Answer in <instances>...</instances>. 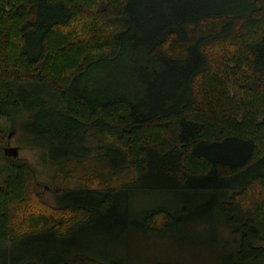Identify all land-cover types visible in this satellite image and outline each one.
<instances>
[{"label":"trees","instance_id":"obj_1","mask_svg":"<svg viewBox=\"0 0 264 264\" xmlns=\"http://www.w3.org/2000/svg\"><path fill=\"white\" fill-rule=\"evenodd\" d=\"M169 8L158 20L133 0H0V115L21 117L18 143L43 147L54 179L76 183L58 206L42 200L35 168L10 154L0 129V264H113L42 245L65 243L94 213L112 222L109 206L132 188L230 181L215 207L239 235L233 264L264 259V0ZM140 32L152 76L127 52ZM123 55L145 71L137 85L94 86L92 73ZM167 69L162 89L148 83ZM179 216L152 208L137 223L164 229Z\"/></svg>","mask_w":264,"mask_h":264},{"label":"rangeland","instance_id":"obj_2","mask_svg":"<svg viewBox=\"0 0 264 264\" xmlns=\"http://www.w3.org/2000/svg\"><path fill=\"white\" fill-rule=\"evenodd\" d=\"M165 1L170 4L169 11L176 14L189 4L194 5V10L215 9L226 7L227 3L234 0H133V4L138 14H143L147 9H154L156 18L160 20L162 17L157 10ZM142 35L140 32L131 37L132 39L129 37L131 40L128 42L127 52L141 60V65L148 64L146 71L152 76L157 64L148 63L145 60L148 57L144 52L145 37ZM130 49L133 51H129ZM126 61L127 58L125 59L123 55L117 64L112 62L105 64L102 69L90 76L93 80L92 84L121 91V79L126 78L125 81L130 82L131 87H135L136 80L139 82V78L145 71L143 70L141 75L140 64L130 65ZM169 71L170 69L160 70V78L153 77L148 80V83H153L155 87L162 89L163 81L170 82ZM20 120L21 117L9 118L0 115L1 133H11L6 144L15 147L10 154L32 164L38 181L35 187L39 190L40 198L52 206H58L59 192L65 187H74L76 183L75 181L60 183L58 179H54L55 164L49 159L43 147L18 143L17 127L20 125ZM98 169L105 171L103 168ZM228 183L232 186L238 184L234 181ZM232 186L204 188L200 189L201 191H195L193 188L178 190L132 188L117 195L114 200L115 205L109 206L107 216L112 222L109 223L106 217L94 213L91 220H81L74 225L72 235L66 239L65 243L55 245L53 239H48L42 246H53L52 248L67 251L68 254L76 250H88L103 260L110 259L108 261L113 264H155L157 262L233 264L236 258L232 251L236 249L239 235L227 223L224 213L215 207L220 195L225 198L233 190ZM88 197L90 200L94 199L93 194ZM183 207H186V211L181 212ZM152 208H163L174 215L178 214L180 220L169 224L164 229H146L137 222L146 209ZM255 263L264 264V259L261 263L259 260Z\"/></svg>","mask_w":264,"mask_h":264},{"label":"water","instance_id":"obj_3","mask_svg":"<svg viewBox=\"0 0 264 264\" xmlns=\"http://www.w3.org/2000/svg\"><path fill=\"white\" fill-rule=\"evenodd\" d=\"M15 148V147H14ZM14 148H12V149H14Z\"/></svg>","mask_w":264,"mask_h":264}]
</instances>
